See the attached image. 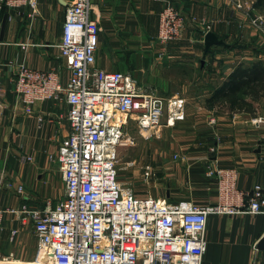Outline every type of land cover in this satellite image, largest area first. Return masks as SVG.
<instances>
[{
  "label": "crops",
  "instance_id": "crops-1",
  "mask_svg": "<svg viewBox=\"0 0 264 264\" xmlns=\"http://www.w3.org/2000/svg\"><path fill=\"white\" fill-rule=\"evenodd\" d=\"M72 1L39 0L34 15L29 8L0 9V82L6 89L0 108L2 209L19 210L24 205L45 209L65 197L58 164L50 158L71 131L66 100L36 102L29 113L14 91V80L20 66L27 65L55 73L63 86L69 83L70 72L58 45ZM237 1L92 0L91 18L100 28L96 66L130 73L142 88L157 89L161 96L187 99V118L175 125H188L192 143L181 145L182 153L188 154L186 162L176 164L165 183L161 179L164 199L169 202L217 203V182L206 175L211 164L236 168L241 190L264 187L260 151L264 96L247 98L248 106L234 108L225 99L210 101L238 66L264 62V32L242 30L264 13L254 7L255 0H243L245 9H237ZM168 4L185 13L186 27L182 39L169 43L162 52L157 41L159 18ZM205 25L229 47L215 45L206 53ZM254 43L260 48L253 47ZM255 119L261 121L259 125ZM22 224L18 215H6L0 229V260H34L37 242L32 227ZM206 238L203 264H264V249L259 248L264 239V213L210 215Z\"/></svg>",
  "mask_w": 264,
  "mask_h": 264
},
{
  "label": "built area",
  "instance_id": "built-area-1",
  "mask_svg": "<svg viewBox=\"0 0 264 264\" xmlns=\"http://www.w3.org/2000/svg\"><path fill=\"white\" fill-rule=\"evenodd\" d=\"M39 3L0 0V9L29 8L34 15ZM71 3L66 8L58 45L70 72L69 83L63 86L55 73L27 65L20 66L14 80V91L29 113L36 102L66 100L71 131L56 156L50 158L58 164L65 197L45 209L28 205L19 210L0 208V229L6 215H18L23 226L32 227L37 242L34 260L6 258L0 264H203L209 216L263 214L264 187L241 190L236 168L212 164L207 165L206 175L217 182L215 204L173 203L151 194H138L121 182L119 150L131 121L145 137L164 125L185 121L187 99L181 95L161 96L142 88L130 73L97 67L100 28L91 18L92 0ZM245 3L238 0L236 8L245 9ZM250 24L264 31L263 16L253 18ZM185 27V13L168 4L159 18L157 41L162 52L169 43L182 39ZM205 27L206 35L211 26ZM5 94L0 82V108ZM260 122L254 120L256 125ZM262 141L264 168V137ZM142 175L146 181L154 177L153 167L142 166Z\"/></svg>",
  "mask_w": 264,
  "mask_h": 264
},
{
  "label": "rangeland",
  "instance_id": "rangeland-1",
  "mask_svg": "<svg viewBox=\"0 0 264 264\" xmlns=\"http://www.w3.org/2000/svg\"><path fill=\"white\" fill-rule=\"evenodd\" d=\"M255 29L259 32H264L250 23L243 25L242 30L246 34H250ZM246 42L248 45L253 43ZM256 44L258 46L254 43L253 47L259 49V43ZM146 90L159 93L154 88H146ZM127 131L128 136L125 139L124 145L119 150L118 166L120 181L132 186L138 194H151L158 198H164L165 193L161 179L163 178L165 180L163 183H165L170 178L166 175L173 171L175 165L186 162L185 155L188 154L182 153L181 145L192 143V138L189 136L190 128L188 125H183V127L172 125L171 127L158 128L157 132L146 133L144 137L131 121V125ZM176 156L178 157L176 158ZM129 163H134V165L128 166ZM147 164H150L155 172V176L148 181L142 175V166ZM36 248L35 246L34 253H37Z\"/></svg>",
  "mask_w": 264,
  "mask_h": 264
},
{
  "label": "trees",
  "instance_id": "trees-1",
  "mask_svg": "<svg viewBox=\"0 0 264 264\" xmlns=\"http://www.w3.org/2000/svg\"><path fill=\"white\" fill-rule=\"evenodd\" d=\"M254 7L264 13V0H255ZM261 96H264V62H254L238 66L221 88L215 90L210 101L225 99L234 108L248 106L247 98L257 100Z\"/></svg>",
  "mask_w": 264,
  "mask_h": 264
},
{
  "label": "water",
  "instance_id": "water-1",
  "mask_svg": "<svg viewBox=\"0 0 264 264\" xmlns=\"http://www.w3.org/2000/svg\"><path fill=\"white\" fill-rule=\"evenodd\" d=\"M204 44H205L206 53H208L210 51L211 47H213L215 45L225 46L226 42L224 40L220 39L215 33L208 32L205 35ZM259 248L264 249V239L260 242Z\"/></svg>",
  "mask_w": 264,
  "mask_h": 264
}]
</instances>
